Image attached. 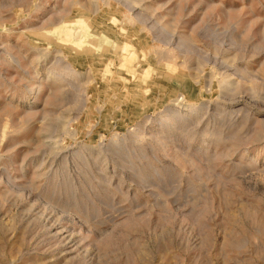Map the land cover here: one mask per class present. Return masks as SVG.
<instances>
[{"label": "rangeland", "instance_id": "obj_1", "mask_svg": "<svg viewBox=\"0 0 264 264\" xmlns=\"http://www.w3.org/2000/svg\"><path fill=\"white\" fill-rule=\"evenodd\" d=\"M0 264H264V0H0Z\"/></svg>", "mask_w": 264, "mask_h": 264}, {"label": "bare ground", "instance_id": "obj_2", "mask_svg": "<svg viewBox=\"0 0 264 264\" xmlns=\"http://www.w3.org/2000/svg\"><path fill=\"white\" fill-rule=\"evenodd\" d=\"M80 30H81V29H80ZM78 31H79V30H78ZM76 33H77V32H76ZM78 33H79V32H78ZM67 34H68V33H67ZM73 34H75V33H73ZM73 34L71 33V36H72V37H73ZM80 35H81V34H80ZM80 35H78V36H80ZM76 36H77V35H76ZM78 36H77V37H78ZM66 37H67V36H66ZM77 37H75V38H76V40H75V38H74V41H75V43H76V42H79L78 40H80V41H81L83 36H81V37H78V38H77ZM91 44H92V42H91ZM93 44H94V43H93ZM95 46H96V44H95Z\"/></svg>", "mask_w": 264, "mask_h": 264}]
</instances>
